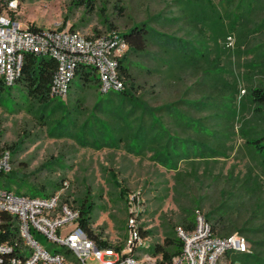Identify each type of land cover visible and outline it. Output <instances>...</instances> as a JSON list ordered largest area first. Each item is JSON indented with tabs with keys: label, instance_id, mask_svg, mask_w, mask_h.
Segmentation results:
<instances>
[{
	"label": "rangeland",
	"instance_id": "374dc122",
	"mask_svg": "<svg viewBox=\"0 0 264 264\" xmlns=\"http://www.w3.org/2000/svg\"><path fill=\"white\" fill-rule=\"evenodd\" d=\"M11 13L29 27L74 30L90 38L148 23L165 40L156 39L144 54L129 55L126 65L137 96L153 108L176 104L210 132L207 137L220 131L226 138L219 140L224 144L221 150L211 145L215 157L206 159L193 158L196 146L188 143L190 158L171 168L155 158L154 146L147 145L153 138L152 117L143 116L140 109L134 111L118 96L120 92L101 94L98 85L84 88L76 77L66 101L56 99L46 112H40L16 84L0 91V149L11 151V173L16 176L0 180V186L34 196L43 193L34 187L47 186L51 191L56 184L55 193L68 197L74 206L93 204V231L116 247H124L128 240L133 197L138 223L149 233L145 245L150 252L177 228L185 229V220H195L197 212L205 217L213 214L210 223L219 236H244L250 253L264 260V166L251 155L243 138L251 114L239 113L229 121L225 111L233 102L225 82L207 80L201 71L171 67L174 64L165 51L188 46L199 52L206 45L213 47L212 36L221 29L228 37L220 40L219 50L231 54L230 61L222 62L233 73L226 77V84L236 77L241 91L238 104L246 86L261 80L248 75L245 63L251 57L245 52L264 50V0H17L14 8H5L0 0V15ZM238 46L243 47L238 51ZM194 102H206L209 107H195ZM61 104L64 110L55 107ZM175 115L157 113L156 117L179 144L196 141L192 130L177 128ZM114 122L126 128L123 142L105 127ZM142 122L148 128L145 145L139 134ZM164 138L166 143V134ZM133 142L143 143V148H132ZM36 238L51 252L59 248L43 235ZM250 241L259 243L257 250ZM67 257L75 261L72 254ZM242 259L237 254L227 256L226 264H259Z\"/></svg>",
	"mask_w": 264,
	"mask_h": 264
},
{
	"label": "built area",
	"instance_id": "2783aa9c",
	"mask_svg": "<svg viewBox=\"0 0 264 264\" xmlns=\"http://www.w3.org/2000/svg\"><path fill=\"white\" fill-rule=\"evenodd\" d=\"M16 1L10 7H16ZM127 52L128 45L119 33L90 38L71 30L33 29L11 16L0 15V78L8 87L17 84L26 54L33 53L56 60L58 68L51 88L56 99H68L79 65L95 69L103 94L122 92L125 85L119 62ZM12 169L11 151L0 149V173L10 174ZM129 204V237L118 250L90 239L81 225V210L60 192L31 197L0 188V213L17 219L20 240L15 245L0 243V264H156V258L147 253L150 247L145 245L133 197ZM38 235L59 248L53 252L46 249L37 240ZM177 235L183 241V252L172 264H225L227 256L250 254L244 236L214 234L211 223L200 212L195 215V228H177ZM67 254H72L75 261Z\"/></svg>",
	"mask_w": 264,
	"mask_h": 264
},
{
	"label": "trees",
	"instance_id": "16d2710c",
	"mask_svg": "<svg viewBox=\"0 0 264 264\" xmlns=\"http://www.w3.org/2000/svg\"><path fill=\"white\" fill-rule=\"evenodd\" d=\"M13 1L15 0H1V4L5 8H8L10 3H12ZM11 17L15 19L13 13H11ZM31 27L33 29H38L35 26ZM218 30V34L216 36H212L211 39L213 47H207L206 45L203 50L198 52L197 50L194 51L192 47H188L186 45L187 47L184 46L177 50L166 49L165 51L167 54H170V61L174 64L171 67H177L186 72L201 71L202 75L207 80H213L215 82H225L223 84V87L224 89H230V100H232L233 102V104L231 103L228 105V110L225 111V118L233 122L237 118L239 113L243 115L247 113L251 114L250 120L247 121L248 124L250 123V127L246 132L244 131L243 138L245 139L246 146L251 155L255 159H257L261 165L264 166V50H246L245 55H249L251 57V60L245 63V67L249 71L248 75H250L251 77H255L256 75L260 76L261 80H259V83L257 84H253L254 82L248 84L246 86V89L244 90V95L241 96V99L237 104V97L240 96L241 93V91L239 90L238 81L235 77L232 83L226 84V77L230 76L229 74L233 75V73L230 71L228 65L222 62V59H227V61H230L231 54H228V52H226L225 50H219L218 47L220 40L226 39L228 36L225 35V33H223L221 29ZM119 34L126 41L129 50L128 54H126L125 57L119 62V75L124 82L125 89L120 92L118 96L122 98L124 103H130L133 106L134 111L140 109L143 116L152 117L150 131H152L151 133L153 135V138L149 143H147L148 128L144 125L143 122L139 129L141 141L144 143V145L147 143V145L149 146H154L155 158L159 159L162 163H164L166 166H170L171 168L177 167L180 161L190 158L191 152L190 148H188V143L196 146L195 150L193 151L195 152L193 158L200 157L202 159H206L215 157L216 153L212 152L213 148H211V145L216 146L215 149L217 151L221 150L224 144H221L219 140L222 137L226 138L225 134H221L220 131H215L213 132L211 137H207L206 134L210 132H207V129L202 128V125H199L194 119L188 118V116L184 115L178 109V105L169 104L160 108H153L146 101L140 99V97L137 96L136 87L134 85L131 73L129 72V68L126 65L128 62V57L132 53H146L149 46L153 44L156 39L157 41L159 40L160 42L164 43L165 37L162 35L157 37L149 24L145 22L135 24L131 28L125 30L123 33ZM242 47L238 46L237 50L239 51V48L241 49ZM238 57H240V54H238ZM57 68L58 64L56 60L51 57L38 56L33 53L26 54L22 72L20 77L18 78L17 84L21 85L22 88L27 92L28 103L33 107H37L33 109H36L40 112H46L51 103L56 100V98L51 95V88L54 82ZM76 77H78L82 81L84 88L92 84H96L100 87V81L97 72L91 66L79 65ZM7 87L8 86H6L4 81L0 78V91L4 90ZM192 104L195 107L197 105H200L202 108L209 107V104L206 102H194ZM55 107L62 108V110L66 108L65 104H61L60 106ZM217 107L219 108V106ZM157 113H168L171 115L175 113L176 115L173 117V119L175 122L174 124L177 126V128L182 132H185L189 129L192 130L194 133H196L198 139L196 141L181 142L179 144L171 137L170 132H168L169 130H167L163 126L164 122L162 121V119L160 117H156ZM44 119H46V117L42 116V120ZM218 120L219 119H217V121ZM62 121H64V119ZM105 127L110 134H118V137H120L119 141H124L122 135L126 128H122V125L120 123L114 122L110 127ZM165 134L168 137L166 143H164ZM208 138L209 140L213 139V141H209ZM143 143L141 144L133 142L131 146L132 148L141 150L143 148ZM11 148L12 152H16V147ZM14 174L15 173L13 172L10 174L0 173V180H3L5 177L15 178L16 176ZM0 188L4 187L0 186ZM34 188L37 190H41L43 193L31 197H48L55 194V191L59 189L56 184L52 186L51 191L48 190L47 186H42L40 189L36 187ZM6 189L10 191L12 190L11 188ZM16 193L26 195L22 189H18ZM123 194H125V192H123ZM65 200L73 204L68 197H65ZM78 208L81 210L82 214L81 225L87 231L90 239L94 240L99 246L115 247L118 250L121 249V247L119 246H113L109 242L102 240L101 235L96 234L93 231V204L82 202ZM212 215L213 214L207 215L206 219L208 222L211 221ZM184 224H186L185 229L188 231H191L195 228V220H189L188 222L187 220H185ZM211 225L213 233L218 235L215 232V225ZM241 233L246 234L247 231L242 230ZM148 234L143 232L144 237H146ZM18 236L19 232L17 219L7 213H0V243L8 242L9 245H15L17 241H20ZM250 243L252 247L257 250L259 243L254 241H250ZM150 250H148L147 253H149ZM182 252L183 241L178 237L177 230H175L174 234H169L166 236L164 244L155 245L149 254L152 257L156 258V264H172L173 259L180 256ZM237 255L243 258L242 261L253 260L254 263L259 262V264H264V260L262 259L261 255L257 256L253 253Z\"/></svg>",
	"mask_w": 264,
	"mask_h": 264
},
{
	"label": "crops",
	"instance_id": "0c3cea01",
	"mask_svg": "<svg viewBox=\"0 0 264 264\" xmlns=\"http://www.w3.org/2000/svg\"><path fill=\"white\" fill-rule=\"evenodd\" d=\"M224 263L226 264V259H225Z\"/></svg>",
	"mask_w": 264,
	"mask_h": 264
}]
</instances>
